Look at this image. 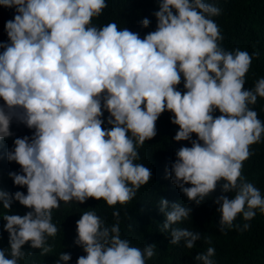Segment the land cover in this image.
<instances>
[{
    "label": "clouds",
    "instance_id": "1",
    "mask_svg": "<svg viewBox=\"0 0 264 264\" xmlns=\"http://www.w3.org/2000/svg\"><path fill=\"white\" fill-rule=\"evenodd\" d=\"M157 4L155 29L141 37L115 21L93 23L107 0H0L13 9L4 22L7 40L0 41V140L12 136L13 119L34 130L15 137L6 152L20 165L8 176L26 192L0 188V206L10 209L15 200L30 210L0 216L9 245L0 248V264H20L26 242L49 251L47 240L58 232L53 210L61 202L91 197L111 206L131 200L152 175L138 162V149L157 134L165 111L179 126L172 139L190 142L177 148L166 171L187 200L200 204L219 186L214 202L221 232L244 231L257 211L264 214V195L242 173L254 151L250 145L264 139V120L250 107L264 97V76L244 87L259 50L223 47L212 19L221 9L210 0ZM140 24L148 27L150 19ZM159 209L169 242L193 248L200 232L173 226L192 208L161 197ZM238 214L242 226L233 223ZM112 215L116 222L107 225L95 211L81 213L74 243L85 255L75 264H146L156 255L155 244L141 248L122 238L119 210ZM214 257L209 243L193 259L217 264ZM70 258L61 251L53 264Z\"/></svg>",
    "mask_w": 264,
    "mask_h": 264
},
{
    "label": "trees",
    "instance_id": "2",
    "mask_svg": "<svg viewBox=\"0 0 264 264\" xmlns=\"http://www.w3.org/2000/svg\"><path fill=\"white\" fill-rule=\"evenodd\" d=\"M220 7V14L212 17L220 26L223 35L221 41L227 50L240 48L250 54L259 50L260 55L253 57L251 66L246 73L245 88H253L258 77L264 76V0H210ZM106 7L99 17L93 18V23L100 25L115 21L119 27H127L143 35L155 29L156 18L154 10L158 8L157 0H107ZM13 17V9L0 5V41L7 40L4 22ZM142 17L150 19L148 27H142ZM3 49L0 48V51ZM182 89V84L179 85ZM0 103H3L0 100ZM257 111L258 117L264 120V97H257V102L250 105ZM215 114H219L218 112ZM169 111L163 112L156 121L157 134L146 140L139 147L140 160L151 169L150 180L142 185L136 195L124 204L108 205L102 198L89 197L84 202H61L58 209L53 210V222L58 227L55 237H49L47 243L51 245L47 253L38 248H30L29 243L22 245L25 256L20 264H53L61 251L71 253V258L62 264H75L80 255H85L83 249L74 243L76 223L84 211H95L105 224L116 222L112 215L113 209L119 210V226L121 237L127 238L131 244L143 247L145 243L156 245V255L147 260L146 264H197L193 259L197 252L206 251L209 243L215 248L217 264H264V214L259 211L247 221L250 227L239 231L236 227L220 231V213L214 198L221 194L216 190L206 197L200 204L187 200L186 195L173 184L166 175L170 172L171 163L176 159L175 151L181 144L190 146L187 140L175 141L172 137L179 127L173 124ZM107 116V112H105ZM12 136L0 140V188L10 193L17 189L26 192V186L14 185L8 176L11 170L20 171V165L15 161H8L6 152L13 147V139L17 136H31L33 129L15 119L10 124ZM195 133L192 134L195 138ZM253 154L243 161L242 173L246 179L252 181L264 195V139L260 143L250 145ZM187 186V185H186ZM231 198L234 193H224ZM161 197L169 200L170 204L177 201L190 206L192 212L189 217L174 224V227L189 228L199 231L200 239L189 249L181 240L177 244L170 243V230L161 231L164 213L159 209ZM170 206V205H169ZM30 209L18 201L13 200L10 209L0 206V216L4 212L24 214ZM5 221L0 217V248L8 247V233L3 229ZM234 224L243 225L245 221L240 214Z\"/></svg>",
    "mask_w": 264,
    "mask_h": 264
}]
</instances>
